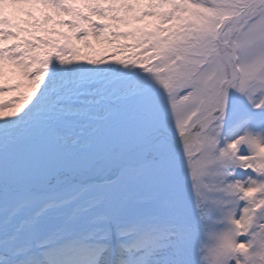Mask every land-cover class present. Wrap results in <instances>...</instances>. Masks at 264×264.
<instances>
[{"label":"snow or ice","instance_id":"snow-or-ice-1","mask_svg":"<svg viewBox=\"0 0 264 264\" xmlns=\"http://www.w3.org/2000/svg\"><path fill=\"white\" fill-rule=\"evenodd\" d=\"M0 264H264V0H0Z\"/></svg>","mask_w":264,"mask_h":264},{"label":"rangeland","instance_id":"rangeland-1","mask_svg":"<svg viewBox=\"0 0 264 264\" xmlns=\"http://www.w3.org/2000/svg\"><path fill=\"white\" fill-rule=\"evenodd\" d=\"M7 98V97H6Z\"/></svg>","mask_w":264,"mask_h":264}]
</instances>
